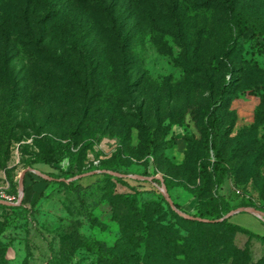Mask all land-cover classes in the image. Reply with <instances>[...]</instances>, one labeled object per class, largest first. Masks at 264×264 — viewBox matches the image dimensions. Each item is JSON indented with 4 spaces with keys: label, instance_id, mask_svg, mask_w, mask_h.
Wrapping results in <instances>:
<instances>
[{
    "label": "rangeland",
    "instance_id": "obj_1",
    "mask_svg": "<svg viewBox=\"0 0 264 264\" xmlns=\"http://www.w3.org/2000/svg\"><path fill=\"white\" fill-rule=\"evenodd\" d=\"M80 1L0 0V193L23 192L0 206V264L112 263L95 247L136 249L142 264L147 240L181 258L185 238L196 264H264L252 228L264 217L228 214L264 212V0H98V16H110L99 26L116 33L86 38L92 4ZM56 11L75 39L42 32ZM62 50L88 65L80 83L43 60ZM46 172L56 177L44 183ZM162 186L178 211L209 207L220 223L201 231L174 217L192 220ZM149 216L170 228L166 240Z\"/></svg>",
    "mask_w": 264,
    "mask_h": 264
},
{
    "label": "trees",
    "instance_id": "obj_2",
    "mask_svg": "<svg viewBox=\"0 0 264 264\" xmlns=\"http://www.w3.org/2000/svg\"><path fill=\"white\" fill-rule=\"evenodd\" d=\"M96 1L98 0H91V7H87L88 9H90V13H88L86 15L85 20H87L86 22H89L88 27L82 29L84 32L83 38H86L88 36V33H90L92 30H94V33H103V32H107V30L110 31V34L112 35L114 32V29H111L110 24H112V22L110 21L109 25H102V27L99 26V21L101 22H105L106 20L108 21V19L110 18V16H107L108 13H105L106 17L104 16L103 18H100L98 16V11L96 9V7H94V4H96ZM79 3L81 4H85V1H80L78 0ZM95 2V3H94ZM95 8V9H94ZM50 13V12H49ZM49 13H47L46 15H48L45 18L44 21V25L42 26V32L45 33L50 40L52 41H59V42H64V40L68 39H75L76 38V34L74 33L73 30V26L71 23V19L68 18V13L66 14L64 13H51L49 15ZM93 16V17H92ZM84 20V21H85ZM97 23H96V22ZM102 24V23H101ZM95 25H98L97 27H95ZM113 27V26H112ZM106 28V29H105ZM110 28V29H109ZM95 33V35H96ZM120 33V31H118V34ZM83 34V33H82ZM95 36L93 35L92 39ZM124 47L123 42L120 44V48ZM77 56H80V53L78 52L77 55L74 53V57L75 59L77 58ZM71 57V56H70ZM69 55L65 52V50H62L60 55L56 56L53 58V55H49V59H43L45 60V62L51 64L52 66H54L56 68V71L58 73H60L59 78H61V80L63 82H66L65 79H69V82L72 83H80V74L81 71L86 72V67H88V65H83L76 68L75 66H72V58H70ZM47 60V61H46ZM80 60V57H79ZM94 64L91 63V66L89 67V70H91L89 72V74H93L94 70ZM46 72V73H45ZM45 74H49L50 71L47 70L45 71ZM48 76V75H46ZM50 76V75H49ZM72 79V80H70ZM56 89H58L57 87H55ZM55 91V89H54ZM226 92V86L222 85L220 91H219V96L218 98H221L223 93ZM62 93V92H61ZM209 125V129L211 131V133H215L216 132V127L219 125L220 123V119L213 115L210 117L209 121L207 122ZM68 133L71 135L74 133L73 129H69ZM210 148L213 150V154L214 156L217 158L218 161V155H217V150L216 147L214 146H210ZM217 161L213 162L214 168H216L217 165ZM31 168V167H29ZM32 169V168H31ZM106 170H110V172H114V170L111 169H106ZM221 171H219L220 173ZM44 176H46L47 178H39L41 181H43L44 183H47L49 180L54 179L56 176L53 173L50 172H46L43 173ZM198 174L201 177L202 180H204L205 176H204V172H203V168L201 166L198 167ZM221 174V173H220ZM220 176H217V181L220 180ZM153 181L158 182V179L156 178H152ZM22 185L24 187V181H22ZM165 190H167L166 186H165ZM159 195H161V193L158 191ZM173 206L175 208L178 209V205L176 203H172ZM168 205V203H167ZM0 206L2 207H7V205L0 203ZM169 207V205H168ZM201 207H198L196 211H198L197 215H190L192 218V220H188V219H184L180 216H178L175 212L171 211V214L174 217H177L180 220H184V221H189L191 223H193L196 227H198L201 231L206 230L208 226H212V225H217L220 223V221H218V218L220 217V215L222 214V211H219V214L217 213H211V209L209 207H207L206 209L201 210ZM261 211V210H260ZM263 212V211H262ZM197 217V218H195ZM199 218L205 219V221L200 220ZM229 218V217H227ZM226 218V220H227ZM148 224L154 228V232L156 235H158V242L163 240V239H167L169 237V234L171 233L170 228L164 224L161 223V221L159 219H153L152 216L148 217ZM177 235V233H173V235ZM179 238V237H177ZM183 244H184V248H180V249H184L185 251L187 249H189L188 253H190L189 255H187V252L184 251H179L178 254L182 255L181 258H175L173 255L174 254H170L171 249L169 247L166 248L164 247L165 242H162L161 246L156 247L150 244V241L145 242V255H144V259L142 264H196V262L194 260H191L190 255L193 254V243L190 241V238H185V240H183ZM214 249V248H213ZM88 250H92L94 252L97 253V255L99 257H102L104 260L107 261H111L112 263L110 264H137V262L133 259V256L136 255V249H110L109 252H103L100 249H98V247H95L94 249H88ZM164 252L168 253V255H165ZM170 254V256H169Z\"/></svg>",
    "mask_w": 264,
    "mask_h": 264
},
{
    "label": "water",
    "instance_id": "obj_3",
    "mask_svg": "<svg viewBox=\"0 0 264 264\" xmlns=\"http://www.w3.org/2000/svg\"><path fill=\"white\" fill-rule=\"evenodd\" d=\"M26 169L29 170V171H34L33 169H31V168H29V167H27ZM23 173H24V171L22 170L20 174L22 175ZM136 177H139V178H146V177L141 176V175H136ZM18 186H19L20 188L22 187V181H21V178L18 180ZM160 192H161V194L163 195V197L167 200V203H168V205H169V207H170L171 209L175 210L179 215H181V216H183V217H186V218H192L190 215H188V214H186V213H184V212H182V211H178V210L173 206L172 202L168 199V197H167V195H166V193H165V190H164V187H163V186H162ZM0 203H2V204H4V203H6V204H11V203H7V202H5V201H3V200H0ZM12 204H17V203H12ZM239 210H244V211L249 212V213H252V214H254V215H258V216L264 217V212H262V211H260V210H257V209H255V208H253V207L239 208V209H237V210L230 211L228 214H232L233 212H237V211H239ZM228 214H226L225 216H228ZM195 218H197V217H195ZM199 219L205 221V219H202V218H199Z\"/></svg>",
    "mask_w": 264,
    "mask_h": 264
},
{
    "label": "built area",
    "instance_id": "obj_4",
    "mask_svg": "<svg viewBox=\"0 0 264 264\" xmlns=\"http://www.w3.org/2000/svg\"><path fill=\"white\" fill-rule=\"evenodd\" d=\"M161 189H159L160 191ZM23 197V192L20 189H17V191L15 192L14 195H5L3 193H0V200H3L7 203H17L19 202ZM259 218H261V216L255 215Z\"/></svg>",
    "mask_w": 264,
    "mask_h": 264
},
{
    "label": "crops",
    "instance_id": "obj_5",
    "mask_svg": "<svg viewBox=\"0 0 264 264\" xmlns=\"http://www.w3.org/2000/svg\"><path fill=\"white\" fill-rule=\"evenodd\" d=\"M232 216L233 215H231V217ZM252 228L254 229L255 233L264 236V226L263 225H261V224H259V225L253 224Z\"/></svg>",
    "mask_w": 264,
    "mask_h": 264
}]
</instances>
